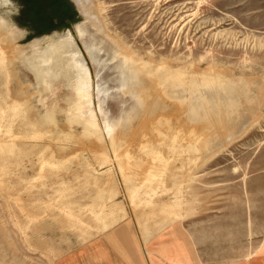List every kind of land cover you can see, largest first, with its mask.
<instances>
[{
    "label": "rangeland",
    "instance_id": "rangeland-1",
    "mask_svg": "<svg viewBox=\"0 0 264 264\" xmlns=\"http://www.w3.org/2000/svg\"><path fill=\"white\" fill-rule=\"evenodd\" d=\"M255 252L264 0H0V264Z\"/></svg>",
    "mask_w": 264,
    "mask_h": 264
},
{
    "label": "crops",
    "instance_id": "crops-1",
    "mask_svg": "<svg viewBox=\"0 0 264 264\" xmlns=\"http://www.w3.org/2000/svg\"><path fill=\"white\" fill-rule=\"evenodd\" d=\"M248 264H264V254H260L257 252L253 253L251 255V258L248 260Z\"/></svg>",
    "mask_w": 264,
    "mask_h": 264
},
{
    "label": "bare ground",
    "instance_id": "bare-ground-1",
    "mask_svg": "<svg viewBox=\"0 0 264 264\" xmlns=\"http://www.w3.org/2000/svg\"><path fill=\"white\" fill-rule=\"evenodd\" d=\"M4 1V0H3ZM190 113H192V112H190Z\"/></svg>",
    "mask_w": 264,
    "mask_h": 264
}]
</instances>
